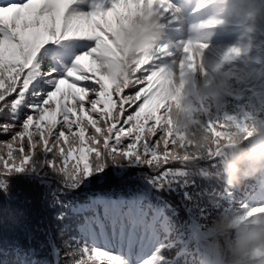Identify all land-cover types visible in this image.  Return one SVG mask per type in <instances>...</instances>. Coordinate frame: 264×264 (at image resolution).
<instances>
[{
    "label": "snow or ice",
    "instance_id": "snow-or-ice-1",
    "mask_svg": "<svg viewBox=\"0 0 264 264\" xmlns=\"http://www.w3.org/2000/svg\"><path fill=\"white\" fill-rule=\"evenodd\" d=\"M170 9L168 0H0V190L31 174L62 209L57 221L67 216L77 232L66 238L57 226L43 241L0 247V264H188L204 195L185 191L179 207L160 195L193 181L187 149L165 130L150 66L136 60L113 76L101 61L122 59L120 37L138 18Z\"/></svg>",
    "mask_w": 264,
    "mask_h": 264
},
{
    "label": "clouds",
    "instance_id": "clouds-1",
    "mask_svg": "<svg viewBox=\"0 0 264 264\" xmlns=\"http://www.w3.org/2000/svg\"><path fill=\"white\" fill-rule=\"evenodd\" d=\"M247 2L251 4L252 0ZM228 3L229 0H200L195 11L211 6L215 15L193 25L196 40H207L212 34L209 28L225 24L223 13ZM165 28L158 14L138 18L120 37L122 59L101 57L102 63L107 65L105 72L113 76L122 75L131 69L133 60L150 56L161 49ZM163 48H168V45ZM194 54L198 58L201 50L194 49ZM240 55L241 51L239 54L225 55L218 63L210 64L207 79L193 78L186 82L187 86L181 85L184 88L182 96L175 85L169 92L177 101L169 113L173 131L192 146V152L188 154L190 177L200 174L201 163L208 160L209 148L219 140L212 127L201 118L196 105L208 100L216 101L219 94L226 90L231 73L223 71V67ZM228 137L221 142L218 166H213L215 171L202 177L221 180L226 188L232 190H240L250 181L258 180L264 184V120L245 121L242 127L230 129ZM181 160L183 162V156ZM222 200L219 192L205 194L202 198L204 206L213 210L204 235L196 239L203 264H264V211H257L264 207L250 208L245 204L243 207H229L216 212L215 209L223 207Z\"/></svg>",
    "mask_w": 264,
    "mask_h": 264
},
{
    "label": "trees",
    "instance_id": "trees-1",
    "mask_svg": "<svg viewBox=\"0 0 264 264\" xmlns=\"http://www.w3.org/2000/svg\"><path fill=\"white\" fill-rule=\"evenodd\" d=\"M251 96H248L244 102L236 103L231 98L226 100L227 114H233L237 116L239 113H244L245 108H249L252 101ZM177 103L169 102L163 109V116L161 117L165 127V130L170 136L175 137V142L180 148L187 149L188 154L192 152V146L184 141L183 137L179 133H174L172 122L169 113L174 109ZM214 104L212 101L206 102V108L211 115L212 129L219 137L217 143L210 147L208 150V160L214 158L216 150H221V142L227 140L228 132L230 129L235 128L233 124L229 123L226 116H224V110L215 114ZM201 118L208 125V122L200 110ZM252 108V107H251ZM0 139H4L0 137ZM153 139H156L154 137ZM219 146V149L217 148ZM220 156L215 158V163L212 165L210 171H215L213 166H218L217 161ZM207 160V161H208ZM204 161V162H207ZM71 163V162H70ZM207 167V165H202ZM188 192L192 195H205L219 192L222 194L223 204L222 208L215 209L216 212L223 211L224 208L233 207L234 203H240L244 200V195L240 190H232L226 188L221 180L205 179L203 177L193 176V181L188 184L187 187L182 188L180 185L174 186V189H170L161 192L160 195L163 199L171 201L173 204L179 207V204L183 202L184 192ZM48 187L40 179L34 178L29 173L18 174L12 176L8 180L7 191L0 190V247L8 248L16 243H26L29 239L35 241H43L46 237L47 231L51 228L55 231L56 227L66 228V238L77 236L75 230V222L65 219L60 222L57 221L56 216L62 211L59 207H53L50 203V198L47 195ZM236 208V207H233ZM213 214V210L207 207L206 219L200 221L201 227L199 233L201 238L205 232V226L207 221ZM181 220L187 219L186 213L183 208L180 210ZM59 224V225H58ZM197 238V239H198ZM170 259L175 257V251L165 253ZM195 256H197L195 258ZM200 255L198 245L194 242L191 248V258L188 264H197ZM179 264V262H178ZM200 264H203V262Z\"/></svg>",
    "mask_w": 264,
    "mask_h": 264
},
{
    "label": "rangeland",
    "instance_id": "rangeland-1",
    "mask_svg": "<svg viewBox=\"0 0 264 264\" xmlns=\"http://www.w3.org/2000/svg\"><path fill=\"white\" fill-rule=\"evenodd\" d=\"M172 8L174 9V6ZM200 13L197 24L215 15V11H212L211 8ZM184 14V12L179 13V15ZM242 17L243 13H223L225 24L209 28L212 34L207 40H196L193 31L188 30L182 36L180 42L174 45V51L169 46L166 49L163 48V46L168 45L169 42L165 40L169 36L162 40L161 49L156 51V61L158 63L152 70L155 73L153 81H162L163 93L167 99H173L172 95H169L173 85L180 89L182 96L184 94V88L181 87L182 84L187 86L186 82L193 78L197 80L207 79L210 64L218 63L222 56L228 55L232 49H238L241 51V55L235 58V64L230 66L225 64L223 71L230 69L237 74V83L240 85V89L237 91L236 99H241L246 93L251 92L254 94L256 105L261 110H264V45L261 42V35L258 34V25L256 23L243 24L241 21ZM170 20H172L171 16L164 24L167 26ZM184 20L186 18L182 22ZM190 26L192 29L193 23ZM189 45H191V51H185L184 49ZM196 48H199L202 53L203 50L204 52L211 50L209 55H206V60L202 57H196L194 54V49ZM190 56L192 59H189ZM176 64L179 65L177 72L174 71ZM137 67L142 66L137 65ZM234 122L238 126L243 124V121L235 120ZM258 202L259 198L255 200V204H258Z\"/></svg>",
    "mask_w": 264,
    "mask_h": 264
},
{
    "label": "bare ground",
    "instance_id": "bare-ground-1",
    "mask_svg": "<svg viewBox=\"0 0 264 264\" xmlns=\"http://www.w3.org/2000/svg\"><path fill=\"white\" fill-rule=\"evenodd\" d=\"M202 55H203V53H202ZM232 55H233V54H232ZM178 70H179V65L176 64V65L174 66V71L177 72Z\"/></svg>",
    "mask_w": 264,
    "mask_h": 264
}]
</instances>
